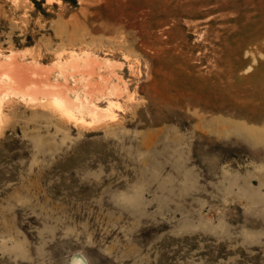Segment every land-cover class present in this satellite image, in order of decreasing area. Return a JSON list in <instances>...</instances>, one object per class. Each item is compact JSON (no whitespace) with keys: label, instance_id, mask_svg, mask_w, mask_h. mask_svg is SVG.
I'll return each instance as SVG.
<instances>
[{"label":"rangeland","instance_id":"obj_1","mask_svg":"<svg viewBox=\"0 0 264 264\" xmlns=\"http://www.w3.org/2000/svg\"><path fill=\"white\" fill-rule=\"evenodd\" d=\"M0 102V264H264V0H0Z\"/></svg>","mask_w":264,"mask_h":264},{"label":"bare ground","instance_id":"obj_2","mask_svg":"<svg viewBox=\"0 0 264 264\" xmlns=\"http://www.w3.org/2000/svg\"><path fill=\"white\" fill-rule=\"evenodd\" d=\"M82 60H84V59H81V61ZM79 63H80V61H76V63L72 64L74 66L73 68L75 69V74H79V76L82 78H86L88 75L90 77L93 73L94 68L92 67L89 60L86 59L84 61L85 67L83 66L81 69H80ZM26 70H28V69H26ZM18 72H16V71L10 72L9 71V77L8 78H9V82L11 81L10 82L11 83L10 90H11L13 96L15 95L16 97H18L19 95H22L23 97H28L31 99H38V97H40V96L47 95L48 91H46V89H45L44 79L39 77L40 74L38 75L37 74L38 72L32 73V76H26V75L19 76ZM25 73H26V71H25ZM42 85H43V87H42ZM91 89H92L91 86L87 85V88L85 90L84 95L87 96ZM93 91L94 90H91L90 95L92 94ZM63 93H62V96L59 97L61 100L56 98L54 102L56 103V106L58 107V109L61 111L60 114L64 115L65 117H72L73 116V110L77 109L76 105L75 104L73 105L71 103V101L69 100V98L67 97V95H65ZM25 100H27V98ZM62 103L64 104L63 105L64 107L61 105ZM74 106H75V108H74ZM77 106H78L79 112H81V111L85 112V105L84 104H79ZM1 108H2V105L0 102V109Z\"/></svg>","mask_w":264,"mask_h":264}]
</instances>
